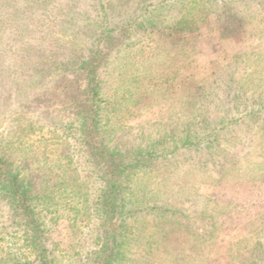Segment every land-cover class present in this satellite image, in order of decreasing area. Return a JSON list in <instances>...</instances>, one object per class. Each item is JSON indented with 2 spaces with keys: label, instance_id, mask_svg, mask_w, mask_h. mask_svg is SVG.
<instances>
[{
  "label": "rangeland",
  "instance_id": "1",
  "mask_svg": "<svg viewBox=\"0 0 264 264\" xmlns=\"http://www.w3.org/2000/svg\"><path fill=\"white\" fill-rule=\"evenodd\" d=\"M97 49L106 145L158 156L122 178L119 264H264V0H0V156L52 263L102 244L106 178L76 103ZM15 262L36 255L0 186V264Z\"/></svg>",
  "mask_w": 264,
  "mask_h": 264
},
{
  "label": "trees",
  "instance_id": "2",
  "mask_svg": "<svg viewBox=\"0 0 264 264\" xmlns=\"http://www.w3.org/2000/svg\"><path fill=\"white\" fill-rule=\"evenodd\" d=\"M128 26L131 27L132 25L126 24L125 27ZM122 28V26L116 27L109 30V33L121 32ZM109 38L112 39V37ZM102 58L103 51L97 49L82 62L80 68L86 74V85L76 103L83 142L89 148L91 156L96 160L97 166L106 178V187L100 197L104 211L102 244L93 253L91 264H119L124 239L123 220L132 213V210L127 208L122 178L129 170L151 163L158 156L150 152L132 155L118 154L106 145L101 132L100 115ZM0 186L8 197L16 217L25 229L28 244L36 255L34 264H53L46 232L35 212L30 185L20 176L13 163L5 156H0ZM14 264L29 263L15 262Z\"/></svg>",
  "mask_w": 264,
  "mask_h": 264
}]
</instances>
